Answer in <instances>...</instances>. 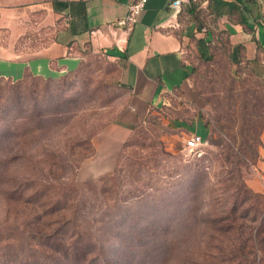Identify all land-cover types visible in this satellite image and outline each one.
Returning a JSON list of instances; mask_svg holds the SVG:
<instances>
[{
    "label": "trees",
    "instance_id": "16d2710c",
    "mask_svg": "<svg viewBox=\"0 0 264 264\" xmlns=\"http://www.w3.org/2000/svg\"><path fill=\"white\" fill-rule=\"evenodd\" d=\"M221 18H225L226 22L221 23ZM177 22L179 27L174 30V34L180 39L186 38L187 41L183 55L186 66L189 68L186 78L195 81V78L200 80L203 77L200 83L205 84L207 89L202 91L196 85L194 89L198 90L199 95L205 97V103L213 109L212 121H207L201 116L192 119L177 118L175 116L177 115L175 108L178 106V103H175L176 97L184 93L178 90L167 95L166 101L160 106L150 108L143 120L137 124L138 126L132 129L121 146L110 174L99 175L89 184L79 185L76 182V176L82 163L92 159L95 155L91 140L99 133V128L91 123L89 127L85 125L80 131L86 141H83L80 147L74 143L67 147L70 155L77 157L78 162L71 173L66 174L63 171L55 178L65 181L61 182L63 188L59 191L49 194L50 187H39L36 179H31V177L24 179L23 182L13 180L12 193H7L3 199L5 204L12 207L22 206V209L16 208L14 211L15 218H21L20 228L31 240V246L25 241L27 250L35 247L39 259H42L38 264H92L100 256L101 259L112 261L111 264H132L129 252L136 255L132 253L136 248L133 245L143 244L145 240L140 237L147 234L146 237H148L154 232L172 231L175 233L186 228V219H177V213L185 214L186 212L188 215L194 212L195 214L199 208V203L196 205L195 203L198 199V192L203 186L200 179L201 171L198 174L196 170L180 173L173 186L176 199L168 190L162 194L163 204L159 205L158 209L150 210L145 206L142 209V206L138 207L137 202L127 205V203L123 204L125 200L119 199L118 193L124 183L120 175L124 170L128 175L134 168L136 174L133 179L137 182L138 174L141 175V172L153 162L146 160V157L149 150L157 147L156 142L151 138L144 139L147 136L142 130V124L150 125L153 112L172 114V130L176 133L188 136L196 133L200 136L201 147L189 155L195 156L200 153L207 141H215L217 147L220 148L216 156L218 172L222 179L219 185L222 186L223 191H229V195L225 202L220 203L221 195L218 199V196L213 193L215 195L213 206L217 208L213 211L217 210V212L214 214L212 209L210 210V215H213L207 220V225L211 230L209 238L214 241V238H221L223 233L234 230L235 227L242 230V224L239 221L247 218L251 212V222L259 221L254 236V241L258 242L259 228L264 225V206L262 207L263 214L259 213L256 204L261 196L247 187L243 172L249 169V165H254L260 160L259 149L262 148L260 136L264 128V92L258 91V87H246L244 82L251 79L258 85L264 86V46L258 45V55L255 61L248 62L244 56V47L231 45L230 26L239 25L244 32H253L247 23L245 6L239 0H188V3L180 7ZM89 54L88 51L82 53L83 60L79 68L59 79H44L28 71H25L22 78L15 82L10 79H0V99L10 102L18 110L17 123L13 124L14 130L27 129L24 133L40 130L43 123L57 122L61 114L68 113L72 114L70 115L71 127L67 130L72 128L78 100L82 99L84 104L87 103L85 90L83 91L85 96L76 91L72 92L75 89H82L73 82V79L82 78L83 69L90 65L89 61H85ZM260 54L263 58L259 56ZM107 65L111 71L102 76L101 82L115 79L112 77L116 68L115 64L108 62ZM216 65L219 67L218 70L215 69ZM200 66H203L202 71H199ZM205 68L208 69L206 73ZM67 81L71 82L69 86H67ZM117 88L127 96V102L124 103L123 108L128 103L129 92L125 87L117 86ZM260 89L264 90V88ZM8 111L6 110V115ZM214 126L221 133L217 136L219 139L216 140L214 139V135L216 136ZM7 132L11 133L12 129ZM68 133L70 136H64L66 140L79 139L76 129ZM1 139L3 137L0 138V143ZM78 147L79 149L76 150ZM135 153L137 157L134 161H128L129 156ZM45 159L47 162L58 159V155L56 151L48 150ZM40 161H30V164L37 166ZM190 166L191 164L185 165V168L189 169ZM48 168L50 175L51 165ZM82 187H85L87 191H92V203H89L88 207H86V199H83L84 196L79 191ZM190 200L192 205L184 207L183 203ZM247 202H250L251 206H245ZM8 214L9 211L6 212V216ZM142 221L145 224H140ZM225 221L230 223L229 227L232 229L219 225ZM6 222L7 218L4 220V223ZM135 227L140 229L144 227L148 232L135 237L134 233L137 230ZM238 229L236 233L240 235ZM16 234L23 236L22 239H28L22 232L17 231ZM130 237L133 238L129 239ZM6 239L13 240L10 235ZM6 246L12 248L10 244ZM213 246L215 244L208 242V249ZM208 251L211 250L205 252L209 254ZM114 255L119 257L113 258Z\"/></svg>",
    "mask_w": 264,
    "mask_h": 264
},
{
    "label": "rangeland",
    "instance_id": "374dc122",
    "mask_svg": "<svg viewBox=\"0 0 264 264\" xmlns=\"http://www.w3.org/2000/svg\"><path fill=\"white\" fill-rule=\"evenodd\" d=\"M85 61H89L90 65L83 69L82 78L73 79V82L82 89H75L72 92L76 91L77 93H82V95L87 93V103L84 104L82 99L78 100L76 116L74 122H72V128L69 130L67 129L71 127L70 115L72 113L61 114L60 120L57 122L48 121L43 123L40 130H33L29 133H24L27 129L23 131L14 130L13 124L17 123L18 110L10 102L0 99V138L3 137L0 143V264H38L42 261V259H39L35 247L32 250H27L25 241L30 243L31 246V240L20 228L21 218H15L14 211L16 208L22 209V206L12 207L4 202L3 198L6 194L12 193L13 180L23 182L24 179L31 177V179H36V184L39 187H50L49 194L59 191V189L63 188L61 182L65 181L56 180L55 178L63 171L66 174L71 173L78 162L77 157L70 155V151L67 149L68 145L74 143L80 147L86 141L84 140L85 136L81 135L80 132L85 125L89 127L92 123L96 128H99L98 131L100 132L116 122L127 107L128 103L122 108L124 103L127 102V96L118 91L117 86L111 80H103L101 82L102 76L111 71L109 65H107L108 62L91 53ZM106 69L109 70L105 72ZM215 69L218 70L219 67L216 65ZM202 70L203 66H200L199 71ZM207 70L205 68V73ZM213 71L215 70L213 69ZM200 80H196V78L195 81L189 80V88L176 97L175 103L177 102L178 106L175 108L177 114L175 116L177 118L192 119L201 116L207 121H212L213 109L210 108L209 104L205 103V97L199 95L197 93L198 90L194 89L195 85L201 88L200 90L202 91L207 89L205 84L202 85L200 83ZM67 84L69 86L71 82L67 81ZM244 84L250 88L258 87V91L264 92L263 89H260L264 88V86L258 85L254 80L248 79ZM6 110H9L7 115ZM152 117L153 120L150 125L142 124V130L147 136L144 139L148 140L151 138L156 142L157 147L149 150L146 157V160L153 162L141 172V175L138 174L139 180L137 182H134L133 179L136 174L134 168L128 175L124 170L123 174L120 175L124 183L118 193L119 199L125 200L123 204L127 203V205L137 202L138 207L142 206V209L144 206L150 210L158 209V206L163 204L164 198L162 194L170 190L171 196H173L175 179L180 173L185 171L194 172L196 170L197 174L201 171L200 179L203 186L200 189L202 191L199 190L198 192L199 195L195 205L199 203V208L195 214L194 212L188 215H186V212L185 214L177 213V219L185 218L187 224L186 228L184 227L180 232H154L146 237L148 234L146 236L144 234L148 230L144 227H141V229L135 227L137 229L134 233L135 237L144 235L140 238L145 240L143 244L136 243V245H133L136 248L132 253H136V255H132L129 252L132 264H264V225L259 228L258 242H255V230L258 228L259 221L257 223L251 222V212L247 218L239 221L242 224V230L235 227L233 228L235 231L229 230L227 233H223L221 238H214V241L209 238L211 230L207 225V220L213 215H210L211 209L214 214L217 212V210L216 212L213 211L217 209L213 206L215 195L218 196V199L219 195H221L220 199L222 201L220 203L225 202L229 195V191H223L222 186L219 185L222 179L221 174L218 172L216 156L220 148L217 147L216 142L207 141L200 153L195 156L189 155V151L185 149V140L188 135H182L172 130L173 115L167 112H160L159 114L153 112ZM10 129H12V132L8 133L7 131ZM72 129H76L78 140L70 141L64 137L70 136L68 132ZM213 129L216 130L214 139H219L217 136L221 133L216 126ZM263 130L264 128L261 131V135ZM262 145L263 147L259 149V152L261 151L263 157L260 156L259 161L254 165H249V169L243 172V179L247 187L261 196V199L257 201L259 204H256L258 212L261 214H263L262 207L264 206V142ZM48 150L56 151L58 159L48 160L47 162L45 158L48 155ZM152 153H156V155H152ZM136 157L137 154L135 153V155L129 156L130 159L128 161L133 162ZM38 160H41L39 165L32 166L30 164V161ZM189 164L191 166L186 169L185 165ZM50 165L52 172L49 175L48 167ZM78 173L76 182L79 185L89 184L93 180L88 173ZM79 191L84 196L83 199H86L85 203L86 207H88V204L92 203V191H87L85 187H82ZM174 197L176 199V195ZM251 203L247 202L245 206L249 207ZM190 204L192 205L191 200L183 203V206L187 208ZM193 209L195 210V207ZM7 211H9L8 216H6ZM68 216H70L69 212ZM144 216L147 217V215ZM5 218H7L6 223H4ZM140 224L143 225L145 223L142 221ZM219 225H223V228H225L229 227L230 223L225 221ZM228 229L232 228L229 227ZM237 229L240 235L236 233ZM17 231L18 233L22 232L28 239H22L23 236L17 235ZM9 235L12 237V241L11 239H6ZM131 238L133 237L129 239ZM35 241L37 242V239ZM208 242L215 244V246L208 249ZM6 244H10L12 248L7 247ZM206 250L211 251H208V254L205 252ZM116 257L119 256H113V258ZM103 260L105 261L103 262ZM111 263L112 261L101 259L100 256L92 264Z\"/></svg>",
    "mask_w": 264,
    "mask_h": 264
},
{
    "label": "crops",
    "instance_id": "0c3cea01",
    "mask_svg": "<svg viewBox=\"0 0 264 264\" xmlns=\"http://www.w3.org/2000/svg\"><path fill=\"white\" fill-rule=\"evenodd\" d=\"M172 1L147 0L126 26L121 21L137 0H0V79L15 82L25 71L59 79L79 68L86 51L115 64L112 82L128 90L129 102L117 121L91 140L95 155L79 172L92 179L112 172L122 144L150 108L189 88L183 58L187 41L174 34L180 7L188 0H180L178 11ZM239 1L253 32L232 25L230 43L242 45L245 59L253 62L258 45L264 46V0Z\"/></svg>",
    "mask_w": 264,
    "mask_h": 264
},
{
    "label": "built area",
    "instance_id": "2783aa9c",
    "mask_svg": "<svg viewBox=\"0 0 264 264\" xmlns=\"http://www.w3.org/2000/svg\"><path fill=\"white\" fill-rule=\"evenodd\" d=\"M147 0H137L134 4L129 7L128 14L125 19L121 21V24L130 26L135 22L136 17L140 14V12L144 9ZM175 11H178L180 7V0H173L172 5ZM201 146V138L196 133L191 134L185 140V148L189 153L197 151V149Z\"/></svg>",
    "mask_w": 264,
    "mask_h": 264
}]
</instances>
